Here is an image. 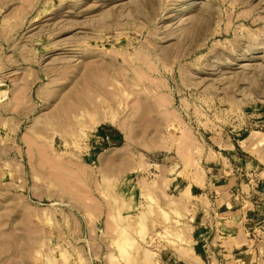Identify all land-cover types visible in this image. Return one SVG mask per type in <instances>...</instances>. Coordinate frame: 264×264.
I'll list each match as a JSON object with an SVG mask.
<instances>
[{"label": "rangeland", "instance_id": "374dc122", "mask_svg": "<svg viewBox=\"0 0 264 264\" xmlns=\"http://www.w3.org/2000/svg\"><path fill=\"white\" fill-rule=\"evenodd\" d=\"M262 182L264 0H0V264H264Z\"/></svg>", "mask_w": 264, "mask_h": 264}, {"label": "crops", "instance_id": "0c3cea01", "mask_svg": "<svg viewBox=\"0 0 264 264\" xmlns=\"http://www.w3.org/2000/svg\"><path fill=\"white\" fill-rule=\"evenodd\" d=\"M257 158V157H256ZM258 159V158H257ZM260 160V159H259ZM255 163V164H254ZM257 162L253 159H250V163L246 165L248 168H253ZM224 182V181H223ZM227 182V181H225ZM229 182V181H228ZM229 183H222L220 184V190L218 192L219 198H220V204H218L216 207L221 211L222 213V220L226 224L235 225L238 227V222H242L241 212L242 210L240 207H242L241 202L244 199L246 195H251L248 190L247 192V186L244 188V185L242 183H235L237 187H233L228 185ZM228 185V186H227ZM232 188V189H231ZM235 188V189H234ZM264 188V182H262L260 189ZM257 193L258 190H253ZM242 192H246V195L244 196Z\"/></svg>", "mask_w": 264, "mask_h": 264}]
</instances>
